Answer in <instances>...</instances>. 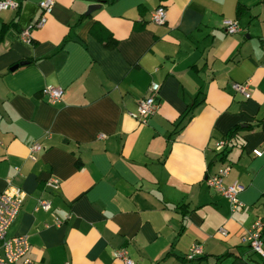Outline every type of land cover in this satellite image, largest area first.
<instances>
[{
    "label": "crops",
    "instance_id": "crops-1",
    "mask_svg": "<svg viewBox=\"0 0 264 264\" xmlns=\"http://www.w3.org/2000/svg\"><path fill=\"white\" fill-rule=\"evenodd\" d=\"M20 1L0 12V193L26 192L8 236H28L34 264H124L117 251L135 264H264L245 239L264 217V149L252 152L264 138V0H55L30 43L20 32L42 0ZM159 5L162 24L150 20ZM151 82L159 106L141 123L130 113ZM224 167V185H243L236 211L206 182Z\"/></svg>",
    "mask_w": 264,
    "mask_h": 264
},
{
    "label": "built area",
    "instance_id": "built-area-1",
    "mask_svg": "<svg viewBox=\"0 0 264 264\" xmlns=\"http://www.w3.org/2000/svg\"><path fill=\"white\" fill-rule=\"evenodd\" d=\"M55 0H42L40 7L43 11L41 17L34 23L22 29L20 32L21 40L25 43H30L32 40V30L42 27L45 22L44 14L51 10ZM20 0H0V12L3 10H18L20 8ZM150 20L156 24H162L166 20V9L164 6H157L152 12ZM223 25L227 32L235 33L239 31V24L236 20H224ZM159 84L151 82L146 95L138 101L136 112L130 115L141 123H146L147 118L155 113L159 106L158 91ZM232 89L241 93L245 98L250 97V90L246 82H234L231 85ZM42 93L47 97L50 103H58L61 101L64 90L60 86L48 85L43 87ZM225 140H220L216 144V149L221 151L225 145ZM262 147L252 150L256 156H261L264 149V138ZM42 145L35 143L31 146L30 156L35 158V153L40 151ZM228 167L220 169L218 172L209 175L206 179L207 184L224 196L230 205L231 211H236L243 207L242 201L239 200L238 194L243 190V185L234 181L228 185H224L223 177L228 173ZM58 179L50 178L47 185L56 187ZM26 192L19 186L13 183H8L7 187L0 193V264H34L33 259L29 256L30 242L27 235L8 236L9 229L19 215ZM50 203L47 200L40 199L36 209L49 210ZM59 222V221H58ZM218 232L226 235L227 231L224 227H220ZM264 237V217L257 219L251 229L248 231L245 239L249 243L252 250L263 253L262 244ZM202 254V249L199 244L191 246L187 259L192 260ZM116 255L120 257L124 264H135V262L126 256L124 251H117ZM68 264V263H65Z\"/></svg>",
    "mask_w": 264,
    "mask_h": 264
},
{
    "label": "trees",
    "instance_id": "trees-1",
    "mask_svg": "<svg viewBox=\"0 0 264 264\" xmlns=\"http://www.w3.org/2000/svg\"><path fill=\"white\" fill-rule=\"evenodd\" d=\"M103 42H104V44L106 45V46H108V47H112L113 46V44H112V41H110V40H103ZM202 101H193V103H191L190 105H189V107L185 110V112L180 116V118H179V121H178V123H177V126H179V128H181V127H183L184 126V124H185V122L184 121H188L191 117H192V115H193V110H194V108L198 105V104H200ZM263 124H264V121H263ZM240 126H238V125H236V126H234L233 128H231L230 130H229V132H228V138L230 139H232V138H236L237 137V134H238V132L240 131ZM224 153V150H222L221 152H220V154H223ZM222 158H223V156H222ZM80 164V162H78L77 161V165H79ZM222 256H220V257H218V259H220ZM189 260V259H188ZM193 260V259H192ZM189 261H191V260H189Z\"/></svg>",
    "mask_w": 264,
    "mask_h": 264
},
{
    "label": "water",
    "instance_id": "water-1",
    "mask_svg": "<svg viewBox=\"0 0 264 264\" xmlns=\"http://www.w3.org/2000/svg\"><path fill=\"white\" fill-rule=\"evenodd\" d=\"M99 5H91L89 8H88V10H87V12L86 13H90L93 9H95V8H97ZM28 61H22L20 64H25V63H27ZM19 65L17 64V65H15L14 67H12V69H15V68H17Z\"/></svg>",
    "mask_w": 264,
    "mask_h": 264
}]
</instances>
